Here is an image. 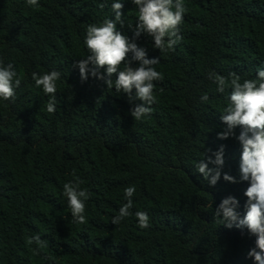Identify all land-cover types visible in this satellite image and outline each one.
Wrapping results in <instances>:
<instances>
[{
    "label": "trees",
    "instance_id": "obj_1",
    "mask_svg": "<svg viewBox=\"0 0 264 264\" xmlns=\"http://www.w3.org/2000/svg\"><path fill=\"white\" fill-rule=\"evenodd\" d=\"M184 2L183 41L174 51L161 54L146 35L137 41L149 58L160 57L164 79L153 112L136 121L130 110L142 101L129 103L90 74L82 82L74 67L88 55L87 25L114 18L113 0H39V7L0 0V61L23 78L14 102L0 100V264H253L246 253L255 237L214 217L230 195L243 216L248 182L223 179L239 178L242 149L234 138H217L231 89L217 92L208 73L243 80L264 68V0ZM122 11L120 30L131 36L127 24L138 10L124 0ZM51 70L61 73L54 114L32 80ZM220 145L225 165L210 186L195 164L214 159ZM73 170L91 192L84 225L71 222L63 196ZM130 185L133 215L114 225ZM136 211L149 214V228L138 227ZM36 234L45 242L39 255L26 243Z\"/></svg>",
    "mask_w": 264,
    "mask_h": 264
},
{
    "label": "clouds",
    "instance_id": "obj_2",
    "mask_svg": "<svg viewBox=\"0 0 264 264\" xmlns=\"http://www.w3.org/2000/svg\"><path fill=\"white\" fill-rule=\"evenodd\" d=\"M26 3L31 7H39V0H26ZM131 3L138 10L135 24H127L132 35L120 30L125 27L122 11L124 0H113L111 8L114 18H104L99 23L87 25L84 44L88 55L79 59L74 67L79 68L82 82L87 81L90 74L93 78L104 81L108 89L126 95L129 103L137 99L142 101L141 105L130 110L133 119L140 121L150 116L153 112L151 106L158 103L155 95L157 82H161L164 77L155 67L159 64L160 57L149 58L147 49L137 41L141 35H146L152 38L153 48L161 54L174 51L175 46L183 41L180 32L188 9L184 0H131ZM100 7L103 8L104 4ZM60 78L61 73L57 70L43 74L32 73L35 87L42 89L50 97L46 104L49 114L56 111L57 82ZM22 79L12 63L4 65L0 61V100L14 102L16 89L20 87ZM208 79L216 84V91L219 93L231 89L226 106L220 114L225 127L217 133V138H234L242 149L239 178L223 173V179L229 183L248 182L243 192L247 198L243 216L237 211L240 207L239 200L230 195L223 198L216 207L214 217L218 224L228 229L235 227L241 231V235H244L246 229L249 237H255L254 246L247 251L246 259H251L253 264H264V68L257 70L255 78L242 80L236 72H230L227 77L209 72ZM200 99L202 103H207L209 96L205 93ZM236 129H239L238 134ZM212 155L214 159L208 157L207 162L200 160L195 168L210 186H215L225 165V146L220 145ZM209 164L215 167L209 168ZM72 176L74 179L62 186L63 196L70 209L71 222L84 225L88 222L85 216L86 201L90 199L91 192L82 187L85 182L76 175L75 170ZM135 193V185L124 188L123 194L127 202L112 218V224L119 225L125 218L133 215L132 198ZM134 215L140 229L150 227V216L146 211H136ZM26 243L37 245V249H33L37 255L38 249L45 246L39 234L29 237Z\"/></svg>",
    "mask_w": 264,
    "mask_h": 264
}]
</instances>
